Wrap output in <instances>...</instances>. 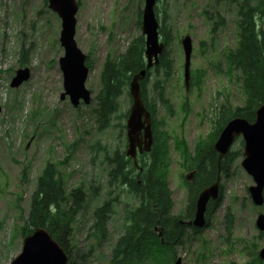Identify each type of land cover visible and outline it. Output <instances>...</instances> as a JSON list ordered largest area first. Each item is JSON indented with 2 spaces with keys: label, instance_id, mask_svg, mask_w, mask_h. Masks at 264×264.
<instances>
[{
  "label": "rangeland",
  "instance_id": "1",
  "mask_svg": "<svg viewBox=\"0 0 264 264\" xmlns=\"http://www.w3.org/2000/svg\"><path fill=\"white\" fill-rule=\"evenodd\" d=\"M240 1L156 0L159 24L169 34L166 50L174 61L173 73L164 84L174 114L167 116L156 106V120L163 119L162 129L170 139L165 177L174 215L183 212L187 201L183 180L190 172L184 170L182 151L192 152L212 131L220 105L242 104L239 73L226 62L227 52L236 44ZM76 2L74 40L90 60L85 87L91 99L88 105L74 108L67 97L59 99L63 92L58 64L63 55L59 17L48 9L47 0H0V264H9L21 250L19 228L46 163L56 166L67 190L80 183L99 187L98 197L87 199L74 223L72 264H107L110 247L121 232L122 209L136 204L126 193L119 194L115 214L108 220L107 240L96 244L89 238L94 208L109 197L108 191L113 197L119 192L108 188L101 160L104 152L111 154L120 145L118 130L110 126L99 131L91 109L100 90L105 58L122 53L141 35L136 22L144 0ZM217 13L224 24L213 33ZM184 36L191 39L189 69L194 77L187 91L180 45ZM25 67L30 71L29 79L11 88L15 72ZM155 77H150L146 86L149 99ZM119 102L120 113L129 111L131 102L126 95ZM117 121L114 118L112 124ZM240 141H235L231 151H242ZM241 159L232 165L228 177H220L221 204L208 226L178 249L181 264H264L257 256L264 248V236H259L263 232L255 227L257 216L264 215V204L256 207L251 203L247 189L253 181L240 166ZM227 212L231 223L225 220Z\"/></svg>",
  "mask_w": 264,
  "mask_h": 264
},
{
  "label": "trees",
  "instance_id": "2",
  "mask_svg": "<svg viewBox=\"0 0 264 264\" xmlns=\"http://www.w3.org/2000/svg\"><path fill=\"white\" fill-rule=\"evenodd\" d=\"M237 16L236 44L227 52L226 62L229 69L239 73L242 104L235 107L220 105L212 131L194 145L192 152L187 149L182 151L184 170L192 175L190 181L183 180L187 201L183 212L178 215L172 213V194L165 177L170 139L162 129L163 119L156 120L158 105L167 116L174 114L172 105L165 96L164 85L174 69V61L169 58L170 53L166 50L169 34L164 26L159 27L164 49L158 57L157 65L147 69L140 82L141 99L151 116L153 145L149 152L137 154V165L125 155L124 132L128 111L120 113L119 101L122 95H126L131 102L128 88L132 77L145 70L144 37H134L122 53L105 58L99 75L100 90L91 112L99 131L110 126L118 130L120 145L111 154L104 152L101 164L106 167L108 188H117L119 192L113 197L112 191H108L109 197L94 208L89 238L96 244L107 240L108 220L115 214L119 194L126 193L136 202L135 205H125L122 209L121 232L110 247L107 264H173L178 258L177 251L184 246L185 240L201 232L185 225V222L193 218L198 194L217 179L220 180V177H228L232 165L242 156V151L238 149L230 150L219 158L213 144L228 121L241 118L252 123L256 109L264 103V0H241L237 3ZM216 19L213 33L218 26L224 24L218 13ZM140 23L141 11L138 10L137 27H140ZM86 65L90 69L88 57ZM153 75L156 77L152 82V97L149 99L146 86ZM190 84H194L191 74ZM114 118L118 121L112 124ZM240 146H243L242 141ZM98 188L92 183L87 187L80 183L67 190L56 166L46 163L36 179L19 234L24 238L37 228L44 229L68 256V263L72 264L74 223L87 199L98 197ZM221 199L219 189L217 200L208 202L206 206L205 227L219 208ZM225 220L231 223L229 212L226 213ZM259 236L263 237L264 232Z\"/></svg>",
  "mask_w": 264,
  "mask_h": 264
},
{
  "label": "water",
  "instance_id": "3",
  "mask_svg": "<svg viewBox=\"0 0 264 264\" xmlns=\"http://www.w3.org/2000/svg\"><path fill=\"white\" fill-rule=\"evenodd\" d=\"M47 2L48 9L61 21L59 44L63 49V55L59 58L58 64L62 74L63 92L59 99L62 101L67 97L74 108L81 104L88 105L91 93L85 87L89 73L86 65L87 56L81 52L74 40L77 2L76 0H47ZM155 2L156 0H144L140 29L144 37L146 67L132 77L128 88L131 104L125 121V155L133 160L134 165H137V154L149 152L153 145L151 116L141 99L140 82L144 79L146 70L157 65L158 57L164 49L159 36V22L154 11ZM180 45L184 56L183 84L187 91L190 84L189 62L192 51L190 37L184 36L180 40ZM29 76L28 68L18 69L11 79L10 87L18 88L29 79ZM237 139H241L243 145L240 166L253 181V185L247 189L250 201L254 206L260 207L264 204V103L256 109L252 123L241 118H233L225 124L213 144L218 157H224ZM191 175L192 173H189L184 180L190 181ZM218 194L217 179L200 191L195 202L193 218L185 222V225L202 230L206 224V206L208 202L217 200ZM255 227L259 232H264V215L257 216ZM257 256L264 262V248L258 251ZM9 264H68V256L47 231L37 228L23 238L19 254ZM173 264H181V259L177 258Z\"/></svg>",
  "mask_w": 264,
  "mask_h": 264
},
{
  "label": "flooded vegetation",
  "instance_id": "4",
  "mask_svg": "<svg viewBox=\"0 0 264 264\" xmlns=\"http://www.w3.org/2000/svg\"><path fill=\"white\" fill-rule=\"evenodd\" d=\"M218 1H223V0H218ZM225 1H228V0H225ZM157 16V15H156Z\"/></svg>",
  "mask_w": 264,
  "mask_h": 264
}]
</instances>
